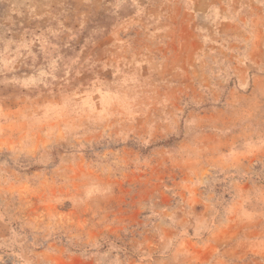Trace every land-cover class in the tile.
Here are the masks:
<instances>
[{
  "label": "rangeland",
  "instance_id": "374dc122",
  "mask_svg": "<svg viewBox=\"0 0 264 264\" xmlns=\"http://www.w3.org/2000/svg\"><path fill=\"white\" fill-rule=\"evenodd\" d=\"M0 264H264V0H0Z\"/></svg>",
  "mask_w": 264,
  "mask_h": 264
}]
</instances>
